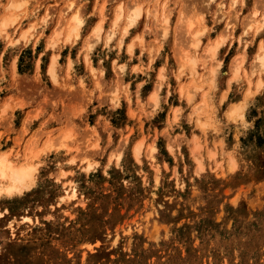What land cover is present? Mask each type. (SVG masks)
<instances>
[{"label":"rangeland","instance_id":"374dc122","mask_svg":"<svg viewBox=\"0 0 264 264\" xmlns=\"http://www.w3.org/2000/svg\"><path fill=\"white\" fill-rule=\"evenodd\" d=\"M263 16L264 0H0V155L31 170L0 194V264H264Z\"/></svg>","mask_w":264,"mask_h":264},{"label":"bare ground","instance_id":"6f19581e","mask_svg":"<svg viewBox=\"0 0 264 264\" xmlns=\"http://www.w3.org/2000/svg\"><path fill=\"white\" fill-rule=\"evenodd\" d=\"M120 10L121 11H118L119 14L115 18L116 19V23H118V20H120V18L122 17V14H123V11H124L122 6H120ZM140 16H141V7H139V5H137L133 9H131L130 14L128 15L127 25L124 28V30H126V32H128L130 27L135 26L137 24V21H138ZM253 20H255V19H253ZM262 22L264 23V18L261 21H256L255 23H254V21H252L250 25H253V24L258 25L257 26V30L260 31V30L263 29V24H261ZM82 24H83V20L81 19V17L79 16L78 13H75L72 16V18L70 19V22L68 24V29H69L68 32L69 33H68V36H67L66 40H70L73 36L74 37L80 36V29H81V25ZM227 24L230 25V23H227ZM189 25H192V24H189ZM102 29H103V26H102V23H100L94 29V33L93 34L96 35L98 38H100ZM56 33H58V31H55V33H54L55 36L53 35L51 37V39L49 40L50 44L54 45V43H57L56 42V37H57ZM111 38H112V35L111 34L108 35L107 36V41H110ZM216 47H213V48L209 47L208 49H209V51L213 50L215 52L216 51ZM57 58H58L57 56L53 57L51 68L57 63ZM259 58H260V61H261L260 64L262 66H264V58L261 57V56ZM235 67H236V70H237L236 73H237L238 69L240 68V65L237 63V65ZM64 146L67 147V145L65 143H62L61 145H59V147H64ZM139 150H140V148H139ZM30 176H31V170L29 168L28 163L25 162V163H23L20 166V165H17V164H15V162L10 160L8 153H3V154L0 155V181H7V183H5V184L4 183L0 184V194L3 192V190H6V191L10 192L14 188H16V189L20 188V186L23 185L25 183V181ZM73 189H72V191H73L72 192V196L74 197V196H76V191L73 190ZM24 219L25 220H31L29 217H25Z\"/></svg>","mask_w":264,"mask_h":264}]
</instances>
